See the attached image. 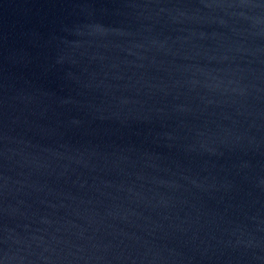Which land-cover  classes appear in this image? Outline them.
Instances as JSON below:
<instances>
[{
	"label": "water",
	"instance_id": "water-1",
	"mask_svg": "<svg viewBox=\"0 0 264 264\" xmlns=\"http://www.w3.org/2000/svg\"><path fill=\"white\" fill-rule=\"evenodd\" d=\"M0 264H264V0H0Z\"/></svg>",
	"mask_w": 264,
	"mask_h": 264
}]
</instances>
